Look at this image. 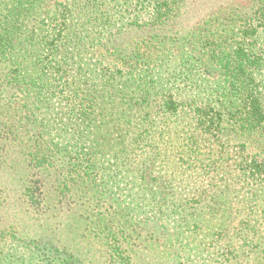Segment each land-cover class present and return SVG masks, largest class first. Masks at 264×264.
<instances>
[{"label": "trees", "instance_id": "obj_1", "mask_svg": "<svg viewBox=\"0 0 264 264\" xmlns=\"http://www.w3.org/2000/svg\"><path fill=\"white\" fill-rule=\"evenodd\" d=\"M0 264H264V0H0Z\"/></svg>", "mask_w": 264, "mask_h": 264}, {"label": "rangeland", "instance_id": "obj_2", "mask_svg": "<svg viewBox=\"0 0 264 264\" xmlns=\"http://www.w3.org/2000/svg\"><path fill=\"white\" fill-rule=\"evenodd\" d=\"M204 188V186H201V189ZM228 195L227 197H225V202L221 203L220 205L222 206V208L226 207V206H233V208L235 207H239L244 203V211L248 214L247 211V199L245 198V200H243V198L247 195L246 191L244 190H240V187L234 188V187H230L228 190ZM263 195V194H262ZM234 208V209H235ZM22 213L20 211L17 212V218H21ZM254 219V217H251ZM240 224V223H237ZM254 226H256L258 228L259 224L256 223V221H254ZM239 227V225H237V228ZM251 237L252 239L256 240L257 242V236H256V232H251ZM235 240L238 241L239 243H242V240L240 238V236H236L235 235Z\"/></svg>", "mask_w": 264, "mask_h": 264}]
</instances>
